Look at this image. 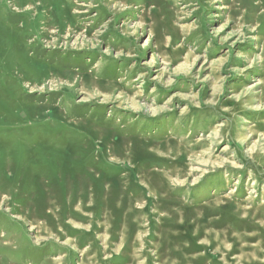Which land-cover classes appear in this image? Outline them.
Wrapping results in <instances>:
<instances>
[{"label": "rangeland", "instance_id": "rangeland-1", "mask_svg": "<svg viewBox=\"0 0 264 264\" xmlns=\"http://www.w3.org/2000/svg\"><path fill=\"white\" fill-rule=\"evenodd\" d=\"M0 264H264V0H0Z\"/></svg>", "mask_w": 264, "mask_h": 264}]
</instances>
